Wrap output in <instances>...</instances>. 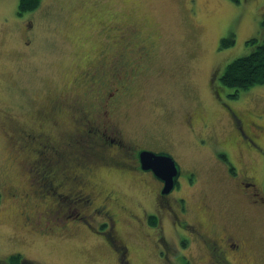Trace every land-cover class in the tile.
Instances as JSON below:
<instances>
[{
  "label": "rangeland",
  "instance_id": "374dc122",
  "mask_svg": "<svg viewBox=\"0 0 264 264\" xmlns=\"http://www.w3.org/2000/svg\"><path fill=\"white\" fill-rule=\"evenodd\" d=\"M17 3L0 0V264H6L7 256L15 252L27 261L42 264H119L104 235L95 231L105 226L100 225L104 218L86 217L89 211L80 201L72 203L68 199L53 212L54 195L49 194L53 191L32 185L33 175L26 170L28 154L20 146L26 140L23 130L24 134L31 129L45 130L58 140L78 135L77 149L91 155V147L82 145L75 129L77 123L80 128L86 122L83 102L94 103L96 95L87 92L90 90L83 87L79 75L100 60L103 51L108 49L110 56L115 55V47H107L110 37L105 27L126 24H137L144 34L152 35L154 56L149 70L137 73L132 83L128 77L124 79L125 92L108 111L110 122L130 145L131 153L136 143L164 147L173 153L182 167L178 181L186 177V171L195 172L193 184L183 180L174 192L187 196L192 205L184 215L187 221L214 222L242 235L250 246L248 258L234 263L264 264L263 216L250 208L223 164L214 159L211 145L199 149L185 123L192 113L205 116L217 140L226 142L231 128L211 97L209 74L214 70V84L224 87L220 76L226 64L252 49L249 39H264V0H41L35 10L24 14L17 12ZM231 35V46H216L217 39L219 42ZM94 86L103 94L102 84ZM52 99L61 100L62 107L44 119L41 112L50 109ZM231 105L253 113L264 111V84L239 91ZM93 125L85 127L91 129ZM110 130L106 127V132ZM226 146L238 168L249 170L258 180L262 170L255 154L239 153L230 144ZM38 157L47 161L44 155ZM89 179L94 192L112 198L114 230L119 244L126 246L125 256L119 255V261L164 264L154 243L161 228L170 246L175 248L177 240H185L179 228L176 236L166 212L154 229L145 224L142 208L146 212L153 209L155 186L142 173L126 174L100 163ZM13 185L18 192L29 193L31 206L34 201L39 203L35 207V213L41 216L38 223L23 218L25 210L29 213L34 208L10 199L5 188L12 192ZM34 188L39 197L32 196ZM200 202L208 205L206 213L193 211ZM48 206L52 208L47 211ZM46 218L51 221L44 223ZM81 218L88 219L89 225ZM186 242L181 252L192 260L191 264H208L201 240L188 235Z\"/></svg>",
  "mask_w": 264,
  "mask_h": 264
},
{
  "label": "flooded vegetation",
  "instance_id": "af4514ba",
  "mask_svg": "<svg viewBox=\"0 0 264 264\" xmlns=\"http://www.w3.org/2000/svg\"><path fill=\"white\" fill-rule=\"evenodd\" d=\"M141 30L143 31L137 24H126L123 27L115 25L106 26L104 32L110 37H108L110 44L107 47L111 48L114 46L115 55L110 56L111 53L108 52V49L103 51V53L99 54L98 58L100 60L86 68L79 75L83 87L86 85V88L90 90L87 92L90 95L95 92L96 101L94 103L83 102V109L85 111L83 118H85L86 122H84V125H80V128L77 123L78 127L75 130L79 134L80 132L89 131V127H85L86 125L95 124L93 125L94 127H102L99 133L104 138L100 137L98 139H102L106 146L99 151L97 159L91 158L90 161L82 162L81 159L83 157H80L76 148L77 146L73 145V143L79 144L78 135L76 134L58 140L54 136L49 135L45 130V133H42L31 129L25 134L23 130L26 140L24 144H21L20 149L23 147L22 150L28 154L26 158V170L28 174L33 175L30 176V181L32 185L37 184L41 189L45 188V190H52L54 192L49 193L54 195L53 200L55 202L52 204L53 208L52 206H48L46 208L47 211L50 208H52L53 212L56 211L60 206L58 204L66 203V199H68L72 203L80 201L81 206L89 211V214H86L87 217H103L104 221L100 225L105 224V226L100 230L97 228L95 231L105 236V241L115 252L119 264H131L126 260L119 261L120 254L115 249V247L119 248V245L125 248L126 246L123 243L119 244L116 230H114L116 220L114 219V212L110 208L112 198H110V195H98L94 192L92 185L90 188L92 181L89 177L95 175L96 164L99 161L105 166H113L117 171L120 169L121 172L126 174L131 171H137L145 175L147 180L153 181V185L155 186L153 209L146 212L142 208V218H144L145 224L154 229L157 225H160V216H165L166 212V216L172 219L173 226L176 228V236H178L177 228H179L185 238L184 241H181V238L177 240L174 248L167 244V240L164 239L163 229L161 228L158 231V240L154 243L158 246V254L162 256L164 264H191L192 260L181 252V249L187 245L188 235L195 236L201 240L207 258H209L208 264H235L234 262H241L242 259L248 258L247 254L250 250L249 243L245 237L235 234L230 229L214 222H201L199 220H196L198 221L196 223L188 222L184 216L188 210V206L192 207V205L189 204L187 196L174 194V192L180 189L182 185L180 183L183 180L187 184H193L195 172L185 170L186 177L184 176L178 181L182 167L173 153L164 147L154 148L153 146L137 143L136 148L131 153L130 145L128 146L124 143L121 133L110 122L111 119L108 116L110 107L116 98L125 92L124 79L128 77L129 82L132 83V78L137 73L143 74L150 69L149 62L154 56L153 41H150L152 35L146 32L144 34ZM216 43V46L219 48L220 43L218 39ZM213 71L212 74H209L208 79L210 94L228 118L231 133L226 137L224 144L220 143L217 140L218 135L215 129H213L212 123L205 116L202 117L198 113L199 116L193 113L187 115L185 120L186 126L191 130V134L199 149H204L205 146L211 145L210 149L214 150V159L223 164L224 171L231 177L238 190L240 189L239 193L246 197L250 208L264 218V111L253 113L249 109L239 110L235 106H232L231 102L236 97L232 98L228 96V94H231L230 89L214 84L216 76L214 75L215 71ZM109 78L111 81L108 80ZM97 84H102V87H104L102 89L103 94L95 88L94 85ZM55 100L58 104L56 107L53 106L41 112L44 119H49L52 113L61 109V100ZM75 114L81 115L79 110H76ZM77 120L78 116H75L74 121L77 122ZM109 126H112V128ZM106 127L111 130L106 132ZM108 138L110 139L109 141ZM227 144L238 149L239 153L242 150L244 154L249 152L255 154L256 158L260 160L262 170L258 180L249 170L244 171L238 168L237 163L230 157ZM71 149L74 150L70 152ZM140 150H151L156 153L163 152L169 154L175 160V163L178 165L179 175L174 182V188L170 192H163L164 181L161 177L155 175L152 169H144L140 165L138 154ZM39 155H44L47 161L42 162L38 157ZM12 189L11 192V190L5 188L6 192L10 195V199H18L20 203H26L28 208H34L33 212L26 213L25 210L22 213L26 222L33 221L38 223L41 216L39 212L35 213V207L39 203L34 201L31 206L32 197L29 193L18 192V189L14 185ZM58 191L68 192L69 194H59ZM38 192L34 188L32 196L39 197L38 194H35ZM63 196L65 199H63ZM207 208L208 205L200 202L199 207L192 209L194 212L201 210V213H206ZM47 221H51V218L43 220L44 223ZM152 221H156V223L153 225Z\"/></svg>",
  "mask_w": 264,
  "mask_h": 264
},
{
  "label": "trees",
  "instance_id": "16d2710c",
  "mask_svg": "<svg viewBox=\"0 0 264 264\" xmlns=\"http://www.w3.org/2000/svg\"><path fill=\"white\" fill-rule=\"evenodd\" d=\"M233 1L238 2L239 0ZM40 2L41 0H18L16 6L17 12L19 14H24L25 12L33 11L36 9ZM262 19L263 20L261 23L262 25H264V15H262ZM219 43L220 48L229 47L233 43V36L231 35L222 37L220 38ZM248 43L251 45L252 49H250L248 53L243 54L242 56L235 57L230 62H228L220 76L221 85H224L225 88L230 89L231 94H228V96L232 98L237 97L239 91L241 90L247 89L251 86H255L256 84H264V39L258 41L256 37H253L248 40ZM57 105L58 104L56 100L54 101V99H52L51 107H56ZM92 127L94 129H90L89 127V131L79 133V135H83L81 136L83 141L82 145L91 147L92 152L89 156L87 154L85 155L83 153V150L81 151V153L78 150L80 157H83V159H81L82 162H86L88 160L90 161L91 158L97 159L99 151L104 149V147L106 146L102 140L104 137L101 136L99 130H95L94 126ZM100 137L102 139H98ZM109 140L110 139L108 138V141ZM73 145L75 147L77 146L76 148L78 149L80 148L79 144L76 145V143H73ZM100 163L101 162L99 161L96 165ZM81 219L85 221L86 225H88L87 219ZM152 222L154 223L155 221ZM115 249L117 250V252H119L121 258H124L126 252L125 247L119 245V248L115 247ZM7 257L8 258L5 261L6 264H42L38 261H27V259L21 256V254L18 252L12 253Z\"/></svg>",
  "mask_w": 264,
  "mask_h": 264
},
{
  "label": "water",
  "instance_id": "95a60500",
  "mask_svg": "<svg viewBox=\"0 0 264 264\" xmlns=\"http://www.w3.org/2000/svg\"><path fill=\"white\" fill-rule=\"evenodd\" d=\"M139 162L144 169H152L154 174L164 181L163 192H170L174 188V182L178 177V165L174 159L166 153H156L148 150H140Z\"/></svg>",
  "mask_w": 264,
  "mask_h": 264
}]
</instances>
